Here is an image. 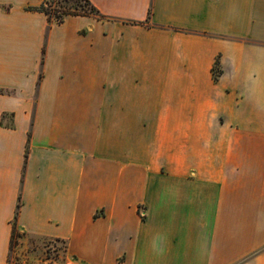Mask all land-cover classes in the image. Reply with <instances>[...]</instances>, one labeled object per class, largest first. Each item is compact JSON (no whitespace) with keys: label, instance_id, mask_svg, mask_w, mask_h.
<instances>
[{"label":"crops","instance_id":"1","mask_svg":"<svg viewBox=\"0 0 264 264\" xmlns=\"http://www.w3.org/2000/svg\"><path fill=\"white\" fill-rule=\"evenodd\" d=\"M41 1L0 0V264L13 222L86 264H264V0Z\"/></svg>","mask_w":264,"mask_h":264},{"label":"rangeland","instance_id":"2","mask_svg":"<svg viewBox=\"0 0 264 264\" xmlns=\"http://www.w3.org/2000/svg\"><path fill=\"white\" fill-rule=\"evenodd\" d=\"M7 264H86L72 255L63 241L24 233L14 236Z\"/></svg>","mask_w":264,"mask_h":264},{"label":"trees","instance_id":"3","mask_svg":"<svg viewBox=\"0 0 264 264\" xmlns=\"http://www.w3.org/2000/svg\"><path fill=\"white\" fill-rule=\"evenodd\" d=\"M27 9L44 13L48 22L57 24L63 22L68 15H86L97 19L104 17L89 0H42L38 5L28 6ZM216 76V73H214V79H216ZM18 233L22 232L16 228L13 222L9 240V252L12 240Z\"/></svg>","mask_w":264,"mask_h":264}]
</instances>
